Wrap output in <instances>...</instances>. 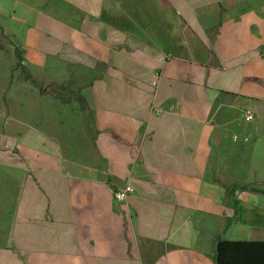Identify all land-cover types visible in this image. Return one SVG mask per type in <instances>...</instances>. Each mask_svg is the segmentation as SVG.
Wrapping results in <instances>:
<instances>
[{
  "label": "crops",
  "instance_id": "obj_1",
  "mask_svg": "<svg viewBox=\"0 0 264 264\" xmlns=\"http://www.w3.org/2000/svg\"><path fill=\"white\" fill-rule=\"evenodd\" d=\"M60 1L0 14L42 80L81 77L96 134L0 126V264H216L219 235L264 241V192H235L225 229L224 191L264 183V0Z\"/></svg>",
  "mask_w": 264,
  "mask_h": 264
},
{
  "label": "rangeland",
  "instance_id": "obj_2",
  "mask_svg": "<svg viewBox=\"0 0 264 264\" xmlns=\"http://www.w3.org/2000/svg\"><path fill=\"white\" fill-rule=\"evenodd\" d=\"M47 1L61 5L63 9L65 7L60 0ZM67 9V12L72 10L70 6H67ZM7 10L5 9V13L0 14V126L4 128L12 119L35 124L38 127L47 126L57 131L58 134L66 135L64 140L69 145L78 144L85 134L88 135L86 131L87 114L80 109L79 102L74 100V94L71 95L70 102L63 103L58 98L40 94L32 84L26 81L20 64H25L38 79L44 78L34 73L33 68L26 63L19 39L20 35H17L19 33H17L18 27L13 7L10 6ZM45 70L49 71L47 68ZM70 81V87L74 91L78 90L82 93L86 87L81 77L74 73H70L68 78H63L56 83L68 84ZM42 82L45 85L52 83L47 79ZM244 125L245 123H242L239 127L243 128ZM87 126L91 133L96 134L93 123L88 121ZM237 136V140L233 134L229 136V142L231 140L239 142L242 137ZM232 159L235 160L231 165L233 176L246 181L247 166L244 165H246L247 157L245 153L241 151ZM256 187L262 188L264 183ZM226 199L231 202L230 197L226 196Z\"/></svg>",
  "mask_w": 264,
  "mask_h": 264
},
{
  "label": "trees",
  "instance_id": "obj_3",
  "mask_svg": "<svg viewBox=\"0 0 264 264\" xmlns=\"http://www.w3.org/2000/svg\"><path fill=\"white\" fill-rule=\"evenodd\" d=\"M163 3L166 0H162ZM162 3V5H163ZM21 65V72L24 75L26 81L34 86L35 89L42 95H50L58 98L63 103L70 102L72 94L75 97L74 100L79 102L80 109L87 114L86 131L89 133L90 138L93 140L94 136L87 126V122L93 123L92 109L90 103L86 100L78 90L74 91L71 89L70 83L58 84L52 82L44 84L42 80L34 76L29 68L25 64ZM89 119V120H88ZM250 190V192H264V187H256L250 183L246 184H230L225 186V194L230 197L232 203V214L228 217L225 223V229L228 228L232 223L236 222V207L237 202L235 198V192H241ZM215 263L216 264H264V241H232L222 238L221 235L215 238Z\"/></svg>",
  "mask_w": 264,
  "mask_h": 264
},
{
  "label": "built area",
  "instance_id": "obj_4",
  "mask_svg": "<svg viewBox=\"0 0 264 264\" xmlns=\"http://www.w3.org/2000/svg\"><path fill=\"white\" fill-rule=\"evenodd\" d=\"M244 119L246 121H251L253 120V115L252 113L250 112H246L245 116H244ZM234 138H236L237 140V136L234 135ZM132 191V188L130 185H126L125 187L123 188H119V189H114L113 190V199L114 200H118L120 202H123L125 201L126 197L128 196V194Z\"/></svg>",
  "mask_w": 264,
  "mask_h": 264
}]
</instances>
